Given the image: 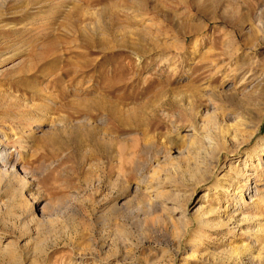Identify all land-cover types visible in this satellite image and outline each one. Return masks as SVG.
Wrapping results in <instances>:
<instances>
[{
  "label": "rangeland",
  "instance_id": "374dc122",
  "mask_svg": "<svg viewBox=\"0 0 264 264\" xmlns=\"http://www.w3.org/2000/svg\"><path fill=\"white\" fill-rule=\"evenodd\" d=\"M0 147V264H264V0H0Z\"/></svg>",
  "mask_w": 264,
  "mask_h": 264
},
{
  "label": "bare ground",
  "instance_id": "6f19581e",
  "mask_svg": "<svg viewBox=\"0 0 264 264\" xmlns=\"http://www.w3.org/2000/svg\"><path fill=\"white\" fill-rule=\"evenodd\" d=\"M41 2H43V1H41ZM88 42V41H87ZM89 43V42H88ZM90 44V43H89ZM88 44V45H89ZM63 122H65V121H63ZM99 144H100V148L102 149L101 150V155H102V157H106V155L108 156V154L111 156V157H113L114 155H113V153L111 152L110 153V151H109V147H108V145H107V143L106 142H99ZM23 145V144H22ZM20 149H22V148H20ZM253 151V150H252ZM112 154V155H111ZM246 154H247V157H250L249 159H251L252 158V155H254L253 153H251V151H246ZM249 161V160H248ZM8 163H10V157L9 156H7V153H5V149H3L2 147H0V175H3V173H6V172H4L5 170H3L2 168H1V166L3 165V166H7L8 165ZM239 164H235V165H231L230 166V169L232 170V171H234L236 174H239V175H243L244 174V171H246V170H244V168L243 167H240V166H238ZM218 179H216L215 180V184H214V186L215 187H217V185H218V181H217ZM155 197V196H154ZM154 197H153V199H154ZM243 198H244V195L243 194H241L240 195V199L243 201ZM151 201H152V199H151ZM151 203V202H150ZM153 203V202H152ZM154 205V204H153ZM152 205V206H153ZM161 205V204H160ZM150 206V205H149ZM155 206V205H154ZM153 206V207H154ZM163 205H161L160 207H162ZM156 207V206H155ZM167 207V206H166ZM170 207V206H169ZM157 208V207H156ZM203 206L202 205H198L195 209H194V211H192V215H193V217L195 218V219H197L199 222H201L202 223V221H203V217H204V211H202L203 209ZM162 209V208H161ZM167 209V208H166ZM169 209V211H170V213L171 214H175L174 212H176L175 211V208H173V207H170V208H168ZM167 209V210H168ZM155 210V209H154ZM166 210V211H167ZM165 210H163V212H164ZM165 213V212H164ZM168 213V212H167ZM159 215V214H158ZM161 217V216H160ZM162 217H163V215H162ZM172 218H174V216H172ZM192 218V217H191ZM184 219V218H183ZM175 220V219H174ZM194 220V219H193ZM188 222V221H187ZM188 231V230H187Z\"/></svg>",
  "mask_w": 264,
  "mask_h": 264
}]
</instances>
